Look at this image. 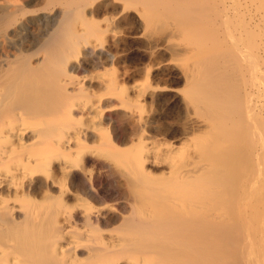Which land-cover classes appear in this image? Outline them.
<instances>
[{
	"label": "bare ground",
	"instance_id": "6f19581e",
	"mask_svg": "<svg viewBox=\"0 0 264 264\" xmlns=\"http://www.w3.org/2000/svg\"><path fill=\"white\" fill-rule=\"evenodd\" d=\"M13 1L0 5V264H264V0ZM32 25L33 46L14 41ZM131 26L149 50L177 39L166 50L191 56L185 101L211 132L161 177L129 151L134 131L102 127L97 149L75 126L92 107L74 60ZM86 146L112 163L116 199L84 177Z\"/></svg>",
	"mask_w": 264,
	"mask_h": 264
},
{
	"label": "rangeland",
	"instance_id": "374dc122",
	"mask_svg": "<svg viewBox=\"0 0 264 264\" xmlns=\"http://www.w3.org/2000/svg\"><path fill=\"white\" fill-rule=\"evenodd\" d=\"M6 4L14 5V1L5 3L0 0V5ZM104 25L102 24L101 27ZM137 31V28L131 26L126 33L120 36L119 41L113 40V37L109 35L106 42L100 46L95 44L98 42L93 39L94 47L87 48V55L78 61L74 60L76 69L72 75L84 89V95L88 96L89 105L92 107L88 117H84L80 109L75 111L77 119L75 126L78 129H87L95 135V141L89 144L94 145L97 149L101 147L99 144L101 135L97 131L102 127L107 128L111 134L124 139H127L131 131H134L133 133L136 134L132 136L130 144L133 148H130L129 151L135 153V149L138 148V153L151 154L156 163H145L144 167L153 177H161L167 175L169 163H177L187 155H194L198 143L206 144L211 132L207 122L202 121L188 101H185L187 88L183 68L191 66L193 60L191 56H178L179 54L166 50L170 44H180L177 39H172V41L162 38L156 49L149 50L145 40L138 39L136 36ZM43 32L44 28L32 25L23 33L25 37L23 40L17 38L14 41L20 40L33 46L34 40L38 39ZM103 40L102 37L99 44H102ZM257 40H260L259 42L264 46L262 35ZM168 41H170L169 44ZM207 45L210 46L209 42ZM98 51L103 54H114L115 58L113 60L104 59V56L97 54ZM250 52L252 55V50ZM245 77L250 81L243 88L247 87V91L250 90L252 94L251 76L248 73ZM147 87H149L148 91ZM108 91L112 95L117 92L115 96L113 95L115 98L110 96ZM118 94H121V101L116 99L119 97ZM104 95L110 97L107 103L102 102V99L105 98ZM250 99L251 103L252 101L260 103L259 98L252 100L251 96ZM129 106L132 107L129 109ZM137 109L141 111H137ZM102 117L107 119L106 124H101ZM142 121L143 125L148 122L147 129L150 131L145 129L146 133L144 132L143 137L139 138ZM157 128L159 129L156 130ZM159 130H162L163 133ZM172 132H176V135L172 136ZM86 149L90 150L89 146L83 148L88 157L85 164L87 171L84 177L89 179L88 181L99 193V197L104 198V195L109 194V191L111 192L113 189L114 182L109 173L102 168V163H112L98 157L99 155L91 151L92 149L90 151H86ZM116 194L117 192L112 191L109 196L116 199ZM109 203L113 206L116 205L114 204L116 202Z\"/></svg>",
	"mask_w": 264,
	"mask_h": 264
}]
</instances>
